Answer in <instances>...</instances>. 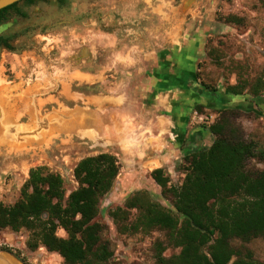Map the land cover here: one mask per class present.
Returning a JSON list of instances; mask_svg holds the SVG:
<instances>
[{
  "label": "rangeland",
  "instance_id": "rangeland-1",
  "mask_svg": "<svg viewBox=\"0 0 264 264\" xmlns=\"http://www.w3.org/2000/svg\"><path fill=\"white\" fill-rule=\"evenodd\" d=\"M58 2L20 3L23 17L11 14L0 26L11 46L0 48V201L15 203L34 168L58 175L67 195L78 188L73 172L81 160L110 154L119 172L93 221L112 252L108 264H155L161 250L165 259L176 256L166 231L129 227L134 211L127 220L112 215L135 196L174 212L150 175L161 169L178 188L185 158L212 144L210 126L193 113L216 122L221 111L237 108L235 125L257 150L246 169L264 172V0ZM187 27L206 34L188 84L204 105L188 111L187 131L200 130L209 141L184 151L186 140L178 147L168 132V47ZM56 235L67 239L61 229ZM27 241L24 230H0V257L63 264L57 253L29 250ZM232 247L264 264V238Z\"/></svg>",
  "mask_w": 264,
  "mask_h": 264
},
{
  "label": "trees",
  "instance_id": "trees-1",
  "mask_svg": "<svg viewBox=\"0 0 264 264\" xmlns=\"http://www.w3.org/2000/svg\"><path fill=\"white\" fill-rule=\"evenodd\" d=\"M35 1L47 2L22 0L0 10V26L11 14L23 17L20 3ZM9 42V37L0 36V48L11 51ZM236 87L230 89L233 95L240 94ZM261 90L253 88L252 96H259ZM236 110L221 111L208 129L214 137L212 144L185 158L187 169L178 188L169 186L161 169L151 172L174 212L135 196L126 202L125 210L113 213L117 221L127 220L134 211L129 226L134 230L167 232L168 245L179 252L165 259L161 250L155 264H255L248 251L232 247L236 241L264 238V172L246 169L248 161L257 157V150L235 125ZM118 172L117 159L110 154L87 157L73 172L78 188L66 195L58 175L44 168L31 169L19 199L12 205L0 201V230L26 231L29 250L42 247L57 253L63 264H108L112 252L93 221L100 199L111 190ZM59 229L67 239L57 237Z\"/></svg>",
  "mask_w": 264,
  "mask_h": 264
},
{
  "label": "crops",
  "instance_id": "crops-1",
  "mask_svg": "<svg viewBox=\"0 0 264 264\" xmlns=\"http://www.w3.org/2000/svg\"><path fill=\"white\" fill-rule=\"evenodd\" d=\"M190 31L188 27L181 28L180 35L170 40L168 47V132L178 147L186 140L184 151L205 147L209 141L200 130L187 131L188 111L193 104L204 105L200 98L189 93L188 84L196 69L195 55L202 52L206 34L205 31L204 34L200 31L191 34ZM235 99L234 96L229 98ZM204 100L207 101V97Z\"/></svg>",
  "mask_w": 264,
  "mask_h": 264
},
{
  "label": "built area",
  "instance_id": "built-area-1",
  "mask_svg": "<svg viewBox=\"0 0 264 264\" xmlns=\"http://www.w3.org/2000/svg\"><path fill=\"white\" fill-rule=\"evenodd\" d=\"M193 120L208 127L215 123V117L214 115L211 114L203 115V114L193 113Z\"/></svg>",
  "mask_w": 264,
  "mask_h": 264
},
{
  "label": "water",
  "instance_id": "water-1",
  "mask_svg": "<svg viewBox=\"0 0 264 264\" xmlns=\"http://www.w3.org/2000/svg\"><path fill=\"white\" fill-rule=\"evenodd\" d=\"M22 0H0V10L7 8L13 4L19 3Z\"/></svg>",
  "mask_w": 264,
  "mask_h": 264
},
{
  "label": "flooded vegetation",
  "instance_id": "flooded-vegetation-1",
  "mask_svg": "<svg viewBox=\"0 0 264 264\" xmlns=\"http://www.w3.org/2000/svg\"><path fill=\"white\" fill-rule=\"evenodd\" d=\"M0 264H10L7 260L0 257Z\"/></svg>",
  "mask_w": 264,
  "mask_h": 264
},
{
  "label": "bare ground",
  "instance_id": "bare-ground-1",
  "mask_svg": "<svg viewBox=\"0 0 264 264\" xmlns=\"http://www.w3.org/2000/svg\"><path fill=\"white\" fill-rule=\"evenodd\" d=\"M10 263H12V262L10 261Z\"/></svg>",
  "mask_w": 264,
  "mask_h": 264
}]
</instances>
